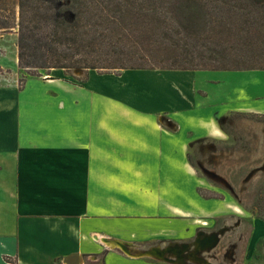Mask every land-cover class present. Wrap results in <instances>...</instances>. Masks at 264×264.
<instances>
[{
  "label": "crops",
  "instance_id": "obj_1",
  "mask_svg": "<svg viewBox=\"0 0 264 264\" xmlns=\"http://www.w3.org/2000/svg\"><path fill=\"white\" fill-rule=\"evenodd\" d=\"M86 71L0 83V264H169L156 249L131 250L234 211L198 191L189 139L223 133L227 112L264 108L210 106L189 83L182 128L176 108L138 109L86 88L97 72Z\"/></svg>",
  "mask_w": 264,
  "mask_h": 264
},
{
  "label": "trees",
  "instance_id": "obj_2",
  "mask_svg": "<svg viewBox=\"0 0 264 264\" xmlns=\"http://www.w3.org/2000/svg\"><path fill=\"white\" fill-rule=\"evenodd\" d=\"M11 30L28 75L264 69V0H0V32Z\"/></svg>",
  "mask_w": 264,
  "mask_h": 264
},
{
  "label": "rangeland",
  "instance_id": "obj_3",
  "mask_svg": "<svg viewBox=\"0 0 264 264\" xmlns=\"http://www.w3.org/2000/svg\"><path fill=\"white\" fill-rule=\"evenodd\" d=\"M16 36L15 30L0 32V83L16 76L22 85L31 76L17 66ZM40 71L45 78L69 73L78 80L88 72ZM100 72L117 73L119 69ZM90 74L86 85L90 90H104L137 108H147L143 101L149 106L153 102L156 109L176 108L181 111L177 120L182 128L189 117L184 115L181 97L189 83L196 86L198 93L202 90L208 94L201 99L210 106L236 107L249 103L264 108V69H127L120 79L98 72ZM29 89L35 90V86ZM215 111L213 108L211 114ZM221 123L224 132L216 137L205 133L190 137L188 156L200 184L197 187L200 194L222 200L227 210L235 207L233 213L225 211L210 221L196 219L191 236L181 226L177 235L142 241L141 248L131 253L143 251L142 255H146L149 249H156L161 254L154 258L169 264H264V220H256L253 209L258 196L264 207V113L227 112Z\"/></svg>",
  "mask_w": 264,
  "mask_h": 264
},
{
  "label": "water",
  "instance_id": "obj_4",
  "mask_svg": "<svg viewBox=\"0 0 264 264\" xmlns=\"http://www.w3.org/2000/svg\"><path fill=\"white\" fill-rule=\"evenodd\" d=\"M118 243H119L118 246H119L120 248H122V249L125 250V251H128L127 248H126V246H125L124 244H122V243H120V242H118ZM150 253H154V252L151 251ZM155 253H156L158 256H160V254H161L159 251H155ZM65 262H66V263L73 264V261H72L70 258H66V259H65Z\"/></svg>",
  "mask_w": 264,
  "mask_h": 264
}]
</instances>
